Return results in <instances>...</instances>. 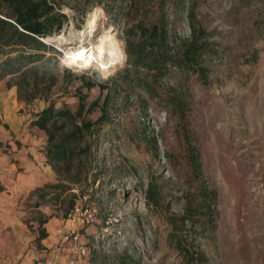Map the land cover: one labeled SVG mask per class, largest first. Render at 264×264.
Listing matches in <instances>:
<instances>
[{
  "label": "rangeland",
  "instance_id": "obj_1",
  "mask_svg": "<svg viewBox=\"0 0 264 264\" xmlns=\"http://www.w3.org/2000/svg\"><path fill=\"white\" fill-rule=\"evenodd\" d=\"M92 3L63 5L68 22L60 34L73 44L47 45L58 53L60 71L108 85L104 92L98 86L83 92L88 104L110 95L111 121L96 125L83 143H74L77 156L55 171L44 155L46 134L31 124L47 103H20L17 88L9 89L7 80L0 83V126L12 137L0 143V150L22 167L26 158L45 180L19 199L8 230L25 234L29 249L41 251L42 240L57 237L58 229L72 232L64 221L68 202L74 197L81 207L88 196L98 214L93 223L75 230L91 250L85 264H264V238L253 240V202L264 197V181L258 189L251 184L253 175L242 172V153L249 159L254 155L256 131L264 129V0ZM95 8L101 9V29H112L124 49L127 29L140 20L151 23L164 16L178 52L190 42L191 28L196 29L199 44H207L198 66L207 69V77L184 68L161 80L172 96L188 101L186 118L149 100L145 84L139 87L126 73L127 60L109 74L64 62L67 48L89 46L86 27ZM45 55L55 56L50 49ZM139 76L146 78L147 71ZM62 79L53 99L67 95L61 102L74 107L73 88H61ZM99 116L97 111L91 118ZM85 145L89 152L80 154ZM41 220L48 222L40 226ZM42 229L50 231L44 239ZM95 254L99 258L93 263Z\"/></svg>",
  "mask_w": 264,
  "mask_h": 264
},
{
  "label": "trees",
  "instance_id": "obj_2",
  "mask_svg": "<svg viewBox=\"0 0 264 264\" xmlns=\"http://www.w3.org/2000/svg\"><path fill=\"white\" fill-rule=\"evenodd\" d=\"M77 1L0 0V83L7 80L9 89L16 87L20 103L30 104L36 100H44L47 103V106L36 114L31 124L46 134L47 147L44 155L55 171L60 164H69L74 160V143H83L96 125L111 121L110 95L104 100L101 95L88 104V95L83 92V89L90 91L97 86L104 92L108 85L87 80L85 76L75 75L69 69L60 71L56 64L59 60L58 53L43 42L46 37L60 34L68 22L67 16L61 10L63 5L70 6V2ZM92 1L95 6L105 4L104 0ZM162 18L161 21L151 23L140 20L127 29L124 49L128 63L126 73L130 75L133 83L140 84L139 87L145 84L144 91L149 100L165 104L166 109L173 107L174 112H179L186 118L188 101L172 96L171 91L165 90L161 80L171 76L173 70L181 71L184 68L185 72L192 70L200 79L206 78L207 69L198 66L202 55L207 52V44H199L197 31L192 27L190 42L181 52L176 51L173 43L175 39L170 34L171 23L164 16ZM49 49L55 56L46 57L45 53ZM142 70L147 71L146 78L139 76ZM61 76L64 84L61 88L65 86L66 92L73 88L74 107L65 101L61 102L67 95L53 99ZM78 83L81 85L77 87ZM97 111H100V116L94 121L91 115ZM0 125H3L1 119ZM4 126L7 127L6 124ZM88 152L89 147L86 145L80 150V154ZM51 187L53 186H44ZM38 190L39 188H36L34 191ZM148 193L152 198V189ZM75 202L74 197L68 202L64 208V218L74 208ZM151 202L149 201V204L152 205ZM47 222L48 220H41L40 226ZM47 236L46 229H42L41 238ZM97 258L99 256L95 254L93 263Z\"/></svg>",
  "mask_w": 264,
  "mask_h": 264
},
{
  "label": "crops",
  "instance_id": "obj_3",
  "mask_svg": "<svg viewBox=\"0 0 264 264\" xmlns=\"http://www.w3.org/2000/svg\"><path fill=\"white\" fill-rule=\"evenodd\" d=\"M11 138L0 126V143ZM8 144L14 146L12 141ZM13 151L17 150L13 148ZM21 168L23 172L19 171ZM41 182L44 183L45 180L35 171V165L26 158L23 167L12 163L8 154L0 150V264H66L69 259L68 245L61 246L55 235H49L47 239L42 240L43 249L38 251L34 246L29 249L25 234L20 236L17 231L11 233L8 230V226L13 224L14 218L17 217L15 205L19 199ZM47 234H50L49 230ZM24 256L25 259L22 260ZM39 258H42V261L35 263Z\"/></svg>",
  "mask_w": 264,
  "mask_h": 264
},
{
  "label": "bare ground",
  "instance_id": "obj_4",
  "mask_svg": "<svg viewBox=\"0 0 264 264\" xmlns=\"http://www.w3.org/2000/svg\"><path fill=\"white\" fill-rule=\"evenodd\" d=\"M101 9L95 8L89 15L87 21V34L90 37L88 47L67 48L63 60L69 66L77 69H88L96 67L104 74H109L113 69L121 67L127 60L126 52L122 43L113 34V30L104 31L101 29ZM97 34V35H96ZM78 35V38H84ZM94 35L97 40L94 41ZM44 41L54 43L59 46L72 45L68 38L62 34H56L44 38ZM81 41H83L81 39ZM257 138L254 140V155L249 159L245 152L242 157L247 160H242V172L245 176L248 172L253 175L251 179L252 186L259 189L264 181V129L259 133L256 131ZM257 191V190H256ZM253 215L255 224L253 226V240L264 238V197L261 195L254 200ZM245 219V217H244ZM241 225L243 226L245 220Z\"/></svg>",
  "mask_w": 264,
  "mask_h": 264
},
{
  "label": "built area",
  "instance_id": "obj_5",
  "mask_svg": "<svg viewBox=\"0 0 264 264\" xmlns=\"http://www.w3.org/2000/svg\"><path fill=\"white\" fill-rule=\"evenodd\" d=\"M83 203L81 207L75 205L64 218V221L70 225L72 232L69 233L62 228L56 231V236L61 246L70 244V256L66 264H80V262L88 259L91 255L88 243L75 230L79 224L88 225L93 223L98 214V209L89 201L88 196L83 197Z\"/></svg>",
  "mask_w": 264,
  "mask_h": 264
},
{
  "label": "water",
  "instance_id": "obj_6",
  "mask_svg": "<svg viewBox=\"0 0 264 264\" xmlns=\"http://www.w3.org/2000/svg\"><path fill=\"white\" fill-rule=\"evenodd\" d=\"M42 41H43V40H42ZM43 42L48 43V41H43Z\"/></svg>",
  "mask_w": 264,
  "mask_h": 264
}]
</instances>
